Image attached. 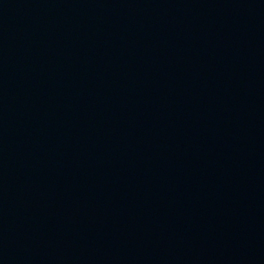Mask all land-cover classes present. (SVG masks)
<instances>
[{
	"label": "water",
	"instance_id": "1",
	"mask_svg": "<svg viewBox=\"0 0 264 264\" xmlns=\"http://www.w3.org/2000/svg\"><path fill=\"white\" fill-rule=\"evenodd\" d=\"M0 264H264V0H0Z\"/></svg>",
	"mask_w": 264,
	"mask_h": 264
}]
</instances>
